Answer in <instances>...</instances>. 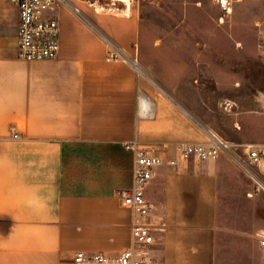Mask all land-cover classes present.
<instances>
[{"label": "crops", "instance_id": "0c3cea01", "mask_svg": "<svg viewBox=\"0 0 264 264\" xmlns=\"http://www.w3.org/2000/svg\"><path fill=\"white\" fill-rule=\"evenodd\" d=\"M72 1L80 15L66 6L56 13L57 57L28 61L16 55L17 10L0 0V264H72L76 251L120 253L133 219L119 196L132 182L123 143L155 147L166 161L177 144L205 142L211 130L178 84L150 63L154 56L170 65L178 82L175 67L193 60L185 53L190 43L143 41L130 1L127 13L93 4L123 10L124 1ZM246 2L261 3L264 19V0H238V7ZM103 37L130 54L136 44L146 74L107 60ZM231 166L222 155L154 169L146 197L151 220L163 225L154 250L162 264H218L216 215Z\"/></svg>", "mask_w": 264, "mask_h": 264}, {"label": "rangeland", "instance_id": "374dc122", "mask_svg": "<svg viewBox=\"0 0 264 264\" xmlns=\"http://www.w3.org/2000/svg\"><path fill=\"white\" fill-rule=\"evenodd\" d=\"M129 1L139 9L143 41L192 45L185 51L192 62L175 67L178 82L170 65L157 63L154 56L150 63L164 80L178 84L201 122L241 150L264 146L263 5L238 7V0H227L225 11L215 0ZM224 156L232 163V174L219 193L218 264H264L259 248L264 193L254 188L236 159Z\"/></svg>", "mask_w": 264, "mask_h": 264}, {"label": "built area", "instance_id": "2783aa9c", "mask_svg": "<svg viewBox=\"0 0 264 264\" xmlns=\"http://www.w3.org/2000/svg\"><path fill=\"white\" fill-rule=\"evenodd\" d=\"M17 10L18 28L16 35V55L34 61L54 59L60 49L57 11L66 6L80 15V10L72 0H8ZM220 7L228 11V3L218 0ZM108 45L107 60H119L129 64L138 75L144 70L139 62L138 48L130 54L103 37ZM200 143H180L175 146L176 154L166 161L155 147H142L137 141L123 143V148L132 155V182L128 189L121 190L119 196L124 206L132 212L130 244L120 253L111 255L102 252L76 251L72 264H162L154 256L160 240L157 233L163 225L151 220L153 204L146 197V188L153 177L154 169L164 162L171 168L189 160H216L222 155L236 159L243 173L254 188L264 193V146L246 145L239 149L213 131ZM259 248L264 256V233L260 237Z\"/></svg>", "mask_w": 264, "mask_h": 264}, {"label": "bare ground", "instance_id": "6f19581e", "mask_svg": "<svg viewBox=\"0 0 264 264\" xmlns=\"http://www.w3.org/2000/svg\"><path fill=\"white\" fill-rule=\"evenodd\" d=\"M114 1H124L127 4V8L123 9V10H117V9H113V8H105L104 6L97 4L96 2H94L93 4L95 5L97 10H111V11H115L116 13H127L128 12V4H129V0H114ZM224 3L227 4V0H223ZM262 165H264V163H262Z\"/></svg>", "mask_w": 264, "mask_h": 264}]
</instances>
